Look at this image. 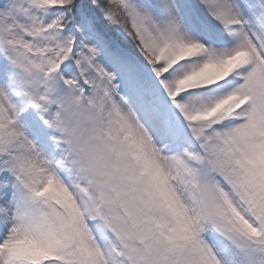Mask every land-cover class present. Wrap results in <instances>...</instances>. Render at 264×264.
Wrapping results in <instances>:
<instances>
[{"label":"snow or ice","instance_id":"1","mask_svg":"<svg viewBox=\"0 0 264 264\" xmlns=\"http://www.w3.org/2000/svg\"><path fill=\"white\" fill-rule=\"evenodd\" d=\"M0 264H264V0H0Z\"/></svg>","mask_w":264,"mask_h":264}]
</instances>
